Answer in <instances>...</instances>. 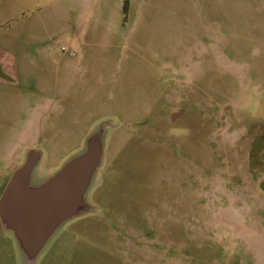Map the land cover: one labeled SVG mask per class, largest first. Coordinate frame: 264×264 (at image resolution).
<instances>
[{"label":"rangeland","instance_id":"obj_1","mask_svg":"<svg viewBox=\"0 0 264 264\" xmlns=\"http://www.w3.org/2000/svg\"><path fill=\"white\" fill-rule=\"evenodd\" d=\"M32 6L0 95V197L29 151L41 183L105 135L92 209L34 264H264V0ZM0 264H29L1 221Z\"/></svg>","mask_w":264,"mask_h":264},{"label":"water","instance_id":"obj_2","mask_svg":"<svg viewBox=\"0 0 264 264\" xmlns=\"http://www.w3.org/2000/svg\"><path fill=\"white\" fill-rule=\"evenodd\" d=\"M104 137L101 127L86 140L79 154L41 183L33 181L41 152L31 150L9 180L0 197V221L14 236L27 263L37 261L66 222L92 209L87 195L102 165Z\"/></svg>","mask_w":264,"mask_h":264},{"label":"crops","instance_id":"obj_3","mask_svg":"<svg viewBox=\"0 0 264 264\" xmlns=\"http://www.w3.org/2000/svg\"><path fill=\"white\" fill-rule=\"evenodd\" d=\"M21 3L25 8L20 12ZM33 9H35V6H32V0H23V2L22 0H0V95L6 93L4 89L5 84L8 83L6 78L12 79V84L19 86V74L24 69L19 58L22 52L25 55H28V53H25L26 51L20 53L15 45L18 44L21 36L30 34V30L27 28L34 24L31 17ZM21 13L22 17H27L23 21H20L22 20L20 18ZM27 13H29L28 16ZM20 24H23L25 26L24 30L29 33H24L20 36V34L13 32V27ZM26 65L27 70L29 68L28 62ZM20 94V92L9 91L8 96L11 99H16L20 98Z\"/></svg>","mask_w":264,"mask_h":264}]
</instances>
